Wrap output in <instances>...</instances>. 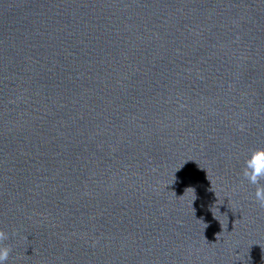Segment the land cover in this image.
<instances>
[{
  "label": "water",
  "instance_id": "95a60500",
  "mask_svg": "<svg viewBox=\"0 0 264 264\" xmlns=\"http://www.w3.org/2000/svg\"><path fill=\"white\" fill-rule=\"evenodd\" d=\"M255 148L264 0H0L6 264H264Z\"/></svg>",
  "mask_w": 264,
  "mask_h": 264
},
{
  "label": "clouds",
  "instance_id": "9594fccd",
  "mask_svg": "<svg viewBox=\"0 0 264 264\" xmlns=\"http://www.w3.org/2000/svg\"><path fill=\"white\" fill-rule=\"evenodd\" d=\"M242 175L251 185H255V200L264 205V148L250 150L245 158ZM9 234L0 229V264H6L9 258L10 247L4 244Z\"/></svg>",
  "mask_w": 264,
  "mask_h": 264
}]
</instances>
